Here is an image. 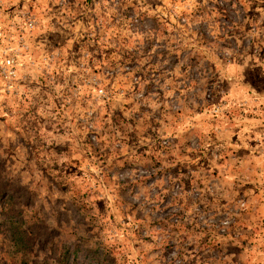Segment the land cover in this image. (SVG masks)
<instances>
[{"label": "rangeland", "instance_id": "374dc122", "mask_svg": "<svg viewBox=\"0 0 264 264\" xmlns=\"http://www.w3.org/2000/svg\"><path fill=\"white\" fill-rule=\"evenodd\" d=\"M0 25V264H264V0H0Z\"/></svg>", "mask_w": 264, "mask_h": 264}, {"label": "trees", "instance_id": "16d2710c", "mask_svg": "<svg viewBox=\"0 0 264 264\" xmlns=\"http://www.w3.org/2000/svg\"><path fill=\"white\" fill-rule=\"evenodd\" d=\"M6 225L10 231V236L13 244L16 248V253L24 256V250L27 247L26 232L18 219H14L13 216H8L5 218Z\"/></svg>", "mask_w": 264, "mask_h": 264}, {"label": "built area", "instance_id": "2783aa9c", "mask_svg": "<svg viewBox=\"0 0 264 264\" xmlns=\"http://www.w3.org/2000/svg\"><path fill=\"white\" fill-rule=\"evenodd\" d=\"M35 24L34 18H27L26 25L28 28L32 29ZM3 31L2 26L0 25V35ZM16 76V72L14 70V59L11 57H6L2 64L0 65V79L1 80H11Z\"/></svg>", "mask_w": 264, "mask_h": 264}]
</instances>
